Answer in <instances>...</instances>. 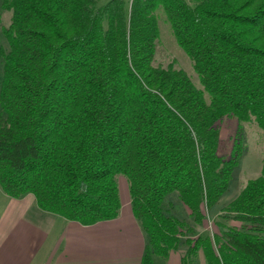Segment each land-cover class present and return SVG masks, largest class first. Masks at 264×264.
Returning <instances> with one entry per match:
<instances>
[{
    "label": "trees",
    "instance_id": "16d2710c",
    "mask_svg": "<svg viewBox=\"0 0 264 264\" xmlns=\"http://www.w3.org/2000/svg\"><path fill=\"white\" fill-rule=\"evenodd\" d=\"M0 186L45 211L92 225L117 218L128 179L147 235L143 264L179 251L183 264H264V163L202 233L172 213L178 193L203 225L243 154L220 155L225 117L264 133V0H2ZM190 56L155 63L159 12ZM182 245L187 248L182 249Z\"/></svg>",
    "mask_w": 264,
    "mask_h": 264
},
{
    "label": "crops",
    "instance_id": "0c3cea01",
    "mask_svg": "<svg viewBox=\"0 0 264 264\" xmlns=\"http://www.w3.org/2000/svg\"><path fill=\"white\" fill-rule=\"evenodd\" d=\"M121 201L117 218L84 225L43 210L33 194L13 198L0 186V264H143L147 235L131 195ZM157 262L183 264L179 251Z\"/></svg>",
    "mask_w": 264,
    "mask_h": 264
},
{
    "label": "rangeland",
    "instance_id": "374dc122",
    "mask_svg": "<svg viewBox=\"0 0 264 264\" xmlns=\"http://www.w3.org/2000/svg\"><path fill=\"white\" fill-rule=\"evenodd\" d=\"M110 0H101L105 4ZM129 1V0H126ZM12 14L2 8L0 0V50L1 47L7 48L8 41L4 36V28L11 23ZM160 38L157 45V53L155 63L157 65L168 67L170 65L177 69L187 72L194 84L202 88L198 74L194 68V64L190 56L180 47L175 39L170 23L166 20L165 14L159 12ZM4 69L0 56V93L3 82ZM1 112V106H0ZM220 128V148L219 153L224 158L230 157L236 144H241L243 154L239 166L232 178L229 190L223 195L217 208L207 209L204 207L206 219L203 225L196 224L191 218V210L181 201L179 194L174 193L169 196L167 205L172 209V213L181 219H186L190 224L195 226V230L204 233H213L218 231L216 221L220 217L221 208L233 201L246 186L250 179L257 178L261 175L264 163V133L254 122H241L236 117H225L219 123ZM118 185L122 200L129 198V182L128 179L120 175L118 176ZM187 246L182 245V249ZM203 255L200 256L198 262H204ZM158 261V260H157ZM157 262L156 264H158ZM198 263V264H199Z\"/></svg>",
    "mask_w": 264,
    "mask_h": 264
}]
</instances>
